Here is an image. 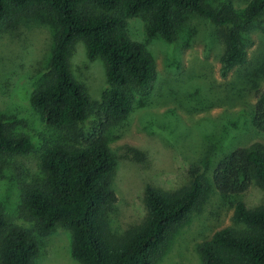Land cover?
<instances>
[{"label": "trees", "instance_id": "16d2710c", "mask_svg": "<svg viewBox=\"0 0 264 264\" xmlns=\"http://www.w3.org/2000/svg\"><path fill=\"white\" fill-rule=\"evenodd\" d=\"M45 8L58 32L48 54L49 76L33 88L29 101L44 122L58 131L56 140L40 154L43 175L24 190L21 206L44 235L56 226L71 234V255L80 264H152L169 231L181 224L207 186L204 171L192 164L184 184L163 188L148 184L143 192L142 221L121 234L110 227L108 210L116 200L112 174L116 158L106 144L109 123L124 119L132 109L131 88H147L155 74L152 55L132 39L128 19L142 17L148 38L173 41L180 15L192 12L221 27L224 50L218 74L225 77L247 59L241 26L264 14V0H244L240 12L223 10L204 0H0V30L28 20ZM82 40L87 58L101 57L109 88L102 94L101 111L91 127L90 99L82 83L70 74L67 58L72 44ZM257 130L264 132V88L255 89L249 112ZM28 136L10 132L0 121V167L6 156L31 151ZM224 194H241L254 180L261 190L256 201L235 198L232 225L215 231L198 244L202 264H264V150L237 146L216 164L212 176ZM39 252L36 234L10 224L0 207V264H32Z\"/></svg>", "mask_w": 264, "mask_h": 264}, {"label": "rangeland", "instance_id": "374dc122", "mask_svg": "<svg viewBox=\"0 0 264 264\" xmlns=\"http://www.w3.org/2000/svg\"><path fill=\"white\" fill-rule=\"evenodd\" d=\"M244 0H204L215 10L240 12ZM142 17L128 19L129 36L152 55L155 74L145 89L131 88L132 109L124 119L109 123L106 144L116 158L112 174L116 200L108 210L110 227L121 234L144 218L146 185L163 188L184 184L192 164L204 171L207 186L181 224L171 228L152 264H202L198 244L215 231L232 225L235 198L256 201L261 190L253 180L245 193L224 194L213 183L218 161L237 146L264 150V132L253 125L249 112L255 89L264 88V14L241 26L247 59L225 77L218 74L224 50L221 27L192 12L180 15L173 41L148 38ZM58 32L56 20L37 8L28 20L0 30V121L14 134L31 141L26 154L6 156L0 167V207L10 224L37 235L39 252L32 264H80L71 255V234L60 226L40 235L24 212L25 189L43 172L39 161L45 144L58 131L47 125L29 101L33 88L49 76L48 54ZM87 46L75 41L68 55L70 74L82 83L90 99L88 129L99 117L102 94L109 88L101 57L89 60Z\"/></svg>", "mask_w": 264, "mask_h": 264}]
</instances>
